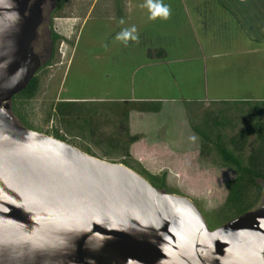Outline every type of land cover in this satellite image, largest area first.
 Segmentation results:
<instances>
[{
    "label": "rangeland",
    "instance_id": "1",
    "mask_svg": "<svg viewBox=\"0 0 264 264\" xmlns=\"http://www.w3.org/2000/svg\"><path fill=\"white\" fill-rule=\"evenodd\" d=\"M163 3L171 8L167 20H150L142 7L146 0H123L126 17L118 20L113 0H67L52 18L55 2L49 0L33 42L41 63L49 56L50 32L60 40L50 64L36 74L26 119L33 131L51 138L56 133L95 158L163 176L166 191L196 203L212 230L234 172L213 152L200 153L192 127L205 115L214 117L221 108L217 102L264 100V0ZM132 26L138 41L125 45L116 39ZM155 48H163L165 58L147 60L145 50ZM70 99L83 102L79 117L85 120L77 122L81 136L67 132L53 111L55 103ZM147 101L161 102V110L131 113L130 104ZM226 116L236 119L234 130L223 131L228 136L241 128V112ZM153 131L158 145L150 154L139 150L153 166L150 172L124 152L128 139L147 140Z\"/></svg>",
    "mask_w": 264,
    "mask_h": 264
},
{
    "label": "water",
    "instance_id": "2",
    "mask_svg": "<svg viewBox=\"0 0 264 264\" xmlns=\"http://www.w3.org/2000/svg\"><path fill=\"white\" fill-rule=\"evenodd\" d=\"M48 1L0 0V264H264V204L209 230L191 200L10 116Z\"/></svg>",
    "mask_w": 264,
    "mask_h": 264
},
{
    "label": "trees",
    "instance_id": "3",
    "mask_svg": "<svg viewBox=\"0 0 264 264\" xmlns=\"http://www.w3.org/2000/svg\"><path fill=\"white\" fill-rule=\"evenodd\" d=\"M54 2L55 5L51 18L53 14H58L62 11L67 0H54ZM113 3L115 18L118 20L124 19L126 17V8L124 9L123 0H113ZM59 40L60 37L58 35L50 32L49 56L47 60L42 61L41 66H48L50 64ZM144 56L147 60H160L164 59L166 54L163 48H155L145 50ZM36 74L29 81L26 88L13 96L9 103L10 116L19 125L31 131L33 130L27 122L26 110L28 102L35 94ZM231 103L217 102V105L221 106L217 114L210 118L205 115L198 126L192 127V131L199 139L200 153L208 155L209 152H213L220 160L223 168L234 172L233 178L225 183L224 201L214 215L213 220L216 226L212 229L258 207L261 204V199L264 197V100H242ZM79 105L81 104L57 102L53 106L54 114L61 120L63 128L67 132L73 131L75 136H81V132L83 131L78 127L77 122L82 119L85 120L79 117L81 109ZM130 106V111L133 110L140 113H158L161 109L160 102H138L137 104H130ZM234 109L241 112V128L232 133V135L227 136L223 133L224 129L227 127L234 130L235 125L233 124V120L236 119L230 118L226 114ZM52 138L64 142L56 133ZM250 138L254 140L253 145L250 144ZM137 139L138 137L134 136L128 139V142L131 144ZM81 152L89 155L87 151ZM124 156H128L127 148ZM119 164L143 177L155 189L159 191L165 190L163 192L168 193L164 186L163 176L160 178L150 176L143 169L135 171L125 162H120ZM193 204L197 207L196 203L193 202ZM200 213L202 214L201 211ZM221 220L222 222H220Z\"/></svg>",
    "mask_w": 264,
    "mask_h": 264
},
{
    "label": "clouds",
    "instance_id": "4",
    "mask_svg": "<svg viewBox=\"0 0 264 264\" xmlns=\"http://www.w3.org/2000/svg\"><path fill=\"white\" fill-rule=\"evenodd\" d=\"M142 7L148 8L150 20H167L171 16V8L169 5L164 4L163 0H146V4L142 5ZM121 23H123V21H121ZM116 39L122 41L125 45H127L129 41H138L139 37L136 27L132 26L131 28L122 29L117 34ZM190 139L195 140L196 137L193 136Z\"/></svg>",
    "mask_w": 264,
    "mask_h": 264
},
{
    "label": "crops",
    "instance_id": "5",
    "mask_svg": "<svg viewBox=\"0 0 264 264\" xmlns=\"http://www.w3.org/2000/svg\"><path fill=\"white\" fill-rule=\"evenodd\" d=\"M61 102H67V103H83L82 101L79 100H65V101H61ZM147 102H152V101H147ZM155 102H159V101H155ZM161 103V102H160ZM161 108H162V103H161ZM161 110V109H160ZM131 113H137V114H146V115H151V114H156V113H140V112H136V111H132ZM152 135H150V137L147 140H136L135 142L129 144L127 146V151H128V155L130 154L133 158L136 159V161H139L140 163H142L143 167H145V169H150L147 171L151 172V167H153L150 164H146L144 160V158H141L139 155V150L144 151L148 154H150L151 151L154 150V145H158V143L156 142L158 139L153 136L154 131L151 133ZM155 139V140H154ZM160 144V143H159ZM171 152H174L172 150H170Z\"/></svg>",
    "mask_w": 264,
    "mask_h": 264
},
{
    "label": "flooded vegetation",
    "instance_id": "6",
    "mask_svg": "<svg viewBox=\"0 0 264 264\" xmlns=\"http://www.w3.org/2000/svg\"><path fill=\"white\" fill-rule=\"evenodd\" d=\"M47 3H48V2H47ZM45 5H46V4H45ZM45 5H44V6H45ZM44 6H43V7H44ZM33 42H34V41H33ZM31 46H32V50H33V43H32V45H31ZM33 52H34V50H33ZM35 55H36V54H35ZM37 57H38V56H37ZM38 58H39V57H38Z\"/></svg>",
    "mask_w": 264,
    "mask_h": 264
}]
</instances>
